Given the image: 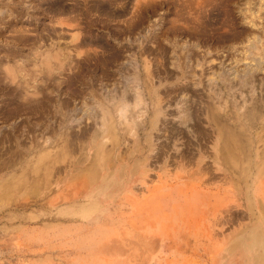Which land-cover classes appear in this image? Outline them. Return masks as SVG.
Instances as JSON below:
<instances>
[{
  "label": "rangeland",
  "instance_id": "1",
  "mask_svg": "<svg viewBox=\"0 0 264 264\" xmlns=\"http://www.w3.org/2000/svg\"><path fill=\"white\" fill-rule=\"evenodd\" d=\"M258 232L264 0H0V264H264Z\"/></svg>",
  "mask_w": 264,
  "mask_h": 264
},
{
  "label": "bare ground",
  "instance_id": "2",
  "mask_svg": "<svg viewBox=\"0 0 264 264\" xmlns=\"http://www.w3.org/2000/svg\"><path fill=\"white\" fill-rule=\"evenodd\" d=\"M94 5V4H93ZM252 68V67H251ZM248 74H249V72H247ZM137 92V91H136ZM139 92H140V90H139ZM137 95H136V101H135V103H134V105H133V107L136 109V108H138L139 107V105L142 103V97L140 96V94L139 93H136ZM234 99V98H233ZM235 100H238V99H235ZM237 103V102H236ZM247 103V99L244 97L243 98V105H245ZM223 104H225V103H223ZM236 105V104H235ZM246 106V105H245ZM227 107V106H226ZM132 108V106H130L129 104H127V103H123L120 107H119V109H118V118H117V120L116 119H114V120H112V118H111V120L112 121H110V119H109V121L110 122H107V120L108 119H106V117H105V119H104V122H103V125L102 126H104L105 125V129H107L108 128V126H114L118 121L120 122V123H123V122H127V123H125V124H130V126L131 125H133V124H137V121L139 120V119H142L141 118V116H143V113L145 112V110L143 109V108H141V109H139L137 112H136V116L134 115V113L133 114H130L129 115V110ZM221 108H223V107H221ZM236 108V107H235ZM242 108V107H241ZM241 108H238V109H241ZM245 108V107H244ZM240 111V110H239ZM242 112H243V110H241ZM159 112H160V108H156V111H155V115H154V117L152 118V120H151V125H152V128H155L156 127V125H157V121H158V115H159ZM241 112V113H242ZM146 113V112H145ZM239 113V112H238ZM242 115V114H241ZM138 118V119H137ZM253 118V117H252ZM224 121V120H223ZM118 122V123H119ZM220 122V121H219ZM135 127H136V125H133V127H132V131H133V134H136L135 133ZM215 127V126H214ZM103 130H104V127L102 128ZM226 129V128H225ZM220 130V129H219ZM222 130V129H221ZM220 130V131H221ZM108 131V130H107ZM131 131V130H130ZM222 131H224V129L222 130ZM215 132V131H214ZM152 132H148V136H147V138H149V141H151V138H152ZM94 133H93V136L92 137H94ZM226 135V134H225ZM224 135V136H225ZM95 138V137H94ZM155 139V138H154ZM227 141V143H228V139L226 140ZM231 141V140H230ZM94 142V141H93ZM98 142V141H97ZM153 142V141H152ZM226 143V144H227ZM101 144V143H100ZM226 144H224L225 146H226ZM99 147H100V145H99ZM220 147H221V145H220ZM101 148V150L103 149L102 147H100ZM222 148H223V145H222ZM98 149V148H97ZM151 149H153V148H151ZM99 150V149H98ZM100 151V150H99ZM117 151V150H116ZM215 151V150H214ZM254 151V150H253ZM153 152V151H152ZM161 152V151H160ZM100 154H101V152H100ZM157 154V153H156ZM158 154H159V152H158ZM215 154V153H214ZM95 155V154H94ZM227 156V154H223L222 156ZM96 157L98 158L99 157V153L98 152H96ZM221 157V156H220ZM215 158H216V156H215ZM228 158V157H227ZM78 161V160H77ZM219 163V162H218ZM227 169V168H226ZM251 169V168H250ZM136 171V170H135ZM146 173V172H145ZM79 174V173H78ZM80 175V174H79ZM105 177V176H104ZM82 178V177H81ZM105 180V179H104ZM83 182V181H82ZM87 182V181H86ZM94 182V181H93ZM77 184V183H76ZM80 188V187H79ZM249 199L250 200H254L253 199V197H249ZM254 203V202H253ZM253 206V205H252ZM254 213H255V211H254ZM257 230V229H256ZM259 231V230H258ZM264 234H260V232H258V233H255V239H256V241L260 244V243H262V241H264V240H262L261 241V237L260 236H263ZM255 241V240H254ZM255 246V245H254ZM263 262V261H262Z\"/></svg>",
  "mask_w": 264,
  "mask_h": 264
}]
</instances>
